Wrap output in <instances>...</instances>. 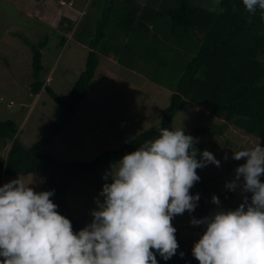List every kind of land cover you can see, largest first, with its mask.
Listing matches in <instances>:
<instances>
[{"label": "trees", "instance_id": "1", "mask_svg": "<svg viewBox=\"0 0 264 264\" xmlns=\"http://www.w3.org/2000/svg\"><path fill=\"white\" fill-rule=\"evenodd\" d=\"M102 1L104 8L91 26L92 34L86 41L88 51L84 69L69 95L62 98L41 78V49L51 39H57L60 47L65 45V33L71 32L75 24L72 20L76 16L72 8L75 2L37 0L44 23H50L51 15L57 26L51 28L50 37L47 35L36 43L19 35L31 53L28 90L33 96L45 92L60 107V113L51 122L48 137L28 148L21 144L19 128L13 120L0 122V144L10 143L6 155L0 157V181L18 175H41L43 190H55L50 199L58 205L57 211L70 219L74 231L81 225L67 200L71 178L92 180L97 191L99 182L91 179L92 176L144 141L158 136L160 128L175 129L173 118L182 110L185 101L222 120L219 127L193 128L188 134L197 138L206 134L218 136L231 125L245 135L264 141V10L257 7L255 13H249L242 0H156L161 1V5L155 10L141 8L134 0ZM68 3H72V7L67 11ZM181 50L188 51L189 56ZM109 53L118 61L135 60L141 73L131 69L132 75L143 80L142 75L150 73L153 84L170 90L168 104L161 110L157 124L121 147L103 151L89 160L55 159L45 151L50 140L75 116L101 65V57ZM148 92L145 87L142 89V93ZM199 181L206 192V181ZM176 238L177 254L164 261L157 253L158 264H199L191 253L193 244L184 241L178 229Z\"/></svg>", "mask_w": 264, "mask_h": 264}, {"label": "clouds", "instance_id": "2", "mask_svg": "<svg viewBox=\"0 0 264 264\" xmlns=\"http://www.w3.org/2000/svg\"><path fill=\"white\" fill-rule=\"evenodd\" d=\"M242 3L249 13L264 10V0ZM158 131L109 167L92 219L79 230L57 211L54 189L35 190L33 174L0 185V264H158L157 253L164 261L176 255L172 221L198 206L200 194L190 191L201 179L197 169L221 161L198 150L183 124ZM232 158L245 162L225 187L251 196L228 209L212 195L217 209L190 217L203 227L191 249L199 264H264V146L258 140Z\"/></svg>", "mask_w": 264, "mask_h": 264}, {"label": "rangeland", "instance_id": "3", "mask_svg": "<svg viewBox=\"0 0 264 264\" xmlns=\"http://www.w3.org/2000/svg\"><path fill=\"white\" fill-rule=\"evenodd\" d=\"M74 2L72 8L76 16L72 20L75 24L70 33H65V45L60 47L57 39H51L41 49V78L62 98L69 95L77 76L84 69L88 51L86 41L88 35L92 34L91 26L95 25L104 8L102 0ZM36 4L38 5L37 0H0V122L13 120L17 124L19 140L25 148L48 137L49 126L60 113V107L45 92L33 96L28 90L27 84L31 81V53L19 35L36 43L47 35L50 37L51 28L56 29L57 26L54 21L56 19L51 15L50 23H44ZM69 9V5H66L65 10ZM163 41L165 42L164 39ZM181 51L188 53L186 50ZM101 60L85 99L78 105L77 113L50 140L45 150L55 159L89 160L103 151L121 147L157 124L161 110L168 104L171 91L153 84L150 73L142 75L143 80L129 73L131 69L141 73L135 60L118 61L112 53ZM116 87L118 90L115 91ZM144 87L149 91L148 96L142 94ZM135 95H140V100H136ZM130 99L135 100L129 102ZM221 123L222 120L188 101L184 102L182 110L173 118L174 127L178 128L183 124L186 133L193 128L219 127ZM257 141L231 125L221 135L206 134L198 138L195 147L198 150H209L221 163L219 167L209 163L204 168L197 169L200 180L206 181L207 190L204 192L200 181L196 182L190 191L200 194L197 208L192 213L185 211L182 215H176L172 221L184 241L193 244L203 231L202 226L189 223L190 217L199 219L217 209V205L211 201L212 195H216L221 206L228 209L237 207L242 202L243 195L251 196V193H242L239 189L230 191L225 184L234 178L235 168L245 162V158L233 159L232 152L251 148ZM259 143L264 146V141L259 140ZM9 148V142L5 146L0 144V157L5 156ZM112 164L100 168L92 176L91 179L99 182L97 191L93 188L92 180H83L78 176L70 180L71 189L67 193V200L81 228L92 219L90 212L96 207L95 199L100 198L98 194L102 184L106 182L102 176ZM16 177L27 182L31 179V174L3 178L0 185ZM33 178L36 181L35 190H43L41 175L33 174ZM260 179L264 181V176Z\"/></svg>", "mask_w": 264, "mask_h": 264}, {"label": "crops", "instance_id": "4", "mask_svg": "<svg viewBox=\"0 0 264 264\" xmlns=\"http://www.w3.org/2000/svg\"><path fill=\"white\" fill-rule=\"evenodd\" d=\"M122 1V0H121ZM61 3H63V1L61 2ZM134 3H137L138 5H140L141 6V8H147V7H149V9L147 8V10H155V9H157L158 7H160V5H161V1H154V0H134ZM68 5L69 6H71L72 7V3H71V5H70V3H68ZM140 14V13H139ZM148 28H151V26H149ZM86 44H83V46H85ZM87 48H88V46H87ZM111 53H109L107 56H109ZM107 56H104V57H101L102 59H104V58H107ZM116 60H114V63L115 64H117L116 62H115ZM129 73H134L133 72V70H129ZM142 84V83H141ZM149 89H150V87H149ZM165 90H166V88H165ZM168 90V89H167ZM169 91V90H168ZM144 96H148V94H146V93H142ZM139 96L140 95H135V98H136V100H140L139 99ZM133 100H135V99H130L129 100V102H132Z\"/></svg>", "mask_w": 264, "mask_h": 264}]
</instances>
